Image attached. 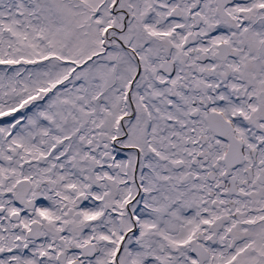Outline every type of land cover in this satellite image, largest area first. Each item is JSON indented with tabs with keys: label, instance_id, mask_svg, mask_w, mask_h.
<instances>
[{
	"label": "snow or ice",
	"instance_id": "obj_1",
	"mask_svg": "<svg viewBox=\"0 0 264 264\" xmlns=\"http://www.w3.org/2000/svg\"><path fill=\"white\" fill-rule=\"evenodd\" d=\"M0 264H264V0H0Z\"/></svg>",
	"mask_w": 264,
	"mask_h": 264
}]
</instances>
